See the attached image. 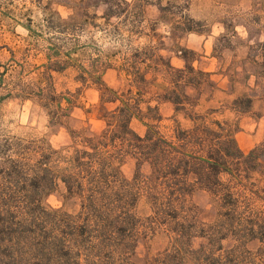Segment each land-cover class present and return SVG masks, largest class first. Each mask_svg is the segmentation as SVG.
I'll list each match as a JSON object with an SVG mask.
<instances>
[{
  "label": "trees",
  "instance_id": "16d2710c",
  "mask_svg": "<svg viewBox=\"0 0 264 264\" xmlns=\"http://www.w3.org/2000/svg\"><path fill=\"white\" fill-rule=\"evenodd\" d=\"M26 1L32 8L25 5V22L15 19L13 2L0 5V14L30 37L47 35L60 44L77 40L79 16L91 21L93 28L100 20L109 26L114 19L122 20L131 38L141 36L145 8L153 5L152 0H81L65 5L75 19L64 20L53 9L60 0ZM156 5L162 14L181 12L178 29L183 33H201L202 23L184 14L188 0L185 11ZM101 7L105 12L99 16ZM37 13L43 17L38 24L33 18ZM62 36L65 39L57 38ZM59 43L51 45L52 54L40 75L44 86L22 84L7 96L45 103L42 107L52 110L49 115L55 120L68 117V109L55 92L52 74L72 67L58 60H70L77 53H61ZM179 54L185 61L183 69H175L152 48L128 59L123 71L132 78L135 93L114 92L101 76L89 72L101 103L115 108H104L105 128L100 133L71 132L67 148L57 150L44 138L0 135V264H136L140 241L157 237H163L167 247L151 264H264V142L244 152L236 138L237 122L219 120L218 111L195 113L199 101L187 90L200 89L209 74L194 68L193 52ZM248 60L257 68L264 99V40L249 48ZM159 71L169 79V87L149 102L147 76ZM6 73L0 72V88ZM256 96L236 99L231 111L237 116L249 114ZM64 101L72 105L70 98ZM163 104L174 109L170 136L163 132ZM179 115L191 123L190 129L181 128ZM136 120L146 129L143 137L132 128ZM127 158L137 161L132 181L122 173ZM143 165L150 168L148 175L142 174ZM61 188L76 211L44 205ZM198 192L210 197L215 210L211 223L201 220L193 202ZM142 203L149 209L146 217L139 213ZM197 239L205 242L195 248Z\"/></svg>",
  "mask_w": 264,
  "mask_h": 264
},
{
  "label": "rangeland",
  "instance_id": "374dc122",
  "mask_svg": "<svg viewBox=\"0 0 264 264\" xmlns=\"http://www.w3.org/2000/svg\"><path fill=\"white\" fill-rule=\"evenodd\" d=\"M79 1L81 0H60L59 5L53 9L64 20L75 19L73 11L65 5ZM152 1L153 5L145 8L146 23L141 26V36L131 38L128 32L130 28L123 26L122 20L114 19L110 26L100 20L95 23L97 28H93L91 21L79 16L75 19L78 24L77 40L67 39L64 44L51 40V36L47 35L41 39L30 37L23 28L0 14V72L7 70L4 84L0 88V135L44 138L53 148L61 150L72 144L71 132L100 133L105 128L104 108L111 111L115 107L101 103L98 86L90 79L89 72L101 76L105 86L114 92L122 94L131 90L135 93L137 91L132 78L127 77L123 67L137 53L143 55L145 48H152L170 60L175 69H183L185 66L180 50L193 52L195 56H191V59L195 60L194 68L209 74V81L200 89L187 90L191 98L199 101L195 113L204 115L209 111H218L219 120L237 122L239 131L236 138L244 152L261 145L264 142V99L261 97L260 82L256 79L257 68L248 60V53L251 46L264 40V0H188L187 11L183 10L185 0ZM11 2L16 10L15 19L25 22L27 10L24 7L26 5L28 9L32 8L30 2L0 0V5L10 6ZM156 4H160L162 8H181L191 19L202 23L201 33H183L178 29L182 22L181 12L162 14ZM104 12L105 7L97 10L99 16ZM33 18L38 24L43 17L37 13ZM116 30H120L119 33ZM57 38L65 39L63 36ZM58 43L63 54L77 52L72 54L70 60L65 57L58 60L70 62L72 67L61 74H52L55 92L61 98L63 108L68 109V117L61 120L52 119L53 116L49 114L53 111L42 107L45 103L40 105L7 97L8 91L15 86L30 82L44 86L40 84V75L48 64V55L52 54L51 45ZM63 46L65 47L62 48ZM147 80V101L163 94L169 87V79L162 71L148 74ZM255 95L257 96L249 114L237 116L231 111L236 99ZM66 98L72 100V105L66 104ZM160 109L165 119L163 132L170 136L174 127L173 106L163 104ZM176 120L183 130L191 128V123L183 115L177 116ZM132 128L141 137L146 133L145 127L137 120L133 122ZM136 170L137 161L127 158L122 166L124 177L132 181ZM141 172L148 175L150 168L143 165ZM193 202L200 210L201 220L211 223L215 210L208 194L196 193ZM44 205L51 210L74 212L77 209L74 202L66 200V193L62 188L48 196ZM139 213L145 217L149 214L146 204L140 205ZM204 242L201 239L195 240V248ZM166 247L167 241L163 237L141 240L136 251V264H151L152 258Z\"/></svg>",
  "mask_w": 264,
  "mask_h": 264
},
{
  "label": "crops",
  "instance_id": "0c3cea01",
  "mask_svg": "<svg viewBox=\"0 0 264 264\" xmlns=\"http://www.w3.org/2000/svg\"><path fill=\"white\" fill-rule=\"evenodd\" d=\"M250 150H252V149H250ZM250 150H249V151H250Z\"/></svg>",
  "mask_w": 264,
  "mask_h": 264
}]
</instances>
